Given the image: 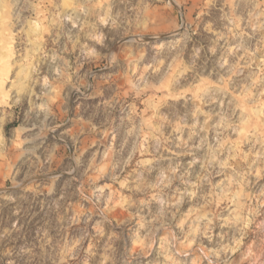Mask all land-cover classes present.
I'll return each mask as SVG.
<instances>
[{
	"label": "rangeland",
	"instance_id": "374dc122",
	"mask_svg": "<svg viewBox=\"0 0 264 264\" xmlns=\"http://www.w3.org/2000/svg\"><path fill=\"white\" fill-rule=\"evenodd\" d=\"M232 17V0H0V264H30L45 233L64 264L89 252L90 264L264 260V18L240 36ZM209 116L199 147L205 133L189 139L190 127ZM181 140L193 151L179 163L217 158L214 192L178 212L130 207L145 196L129 173L152 168L158 183L169 161L153 160L157 145L168 141V157Z\"/></svg>",
	"mask_w": 264,
	"mask_h": 264
},
{
	"label": "clouds",
	"instance_id": "9594fccd",
	"mask_svg": "<svg viewBox=\"0 0 264 264\" xmlns=\"http://www.w3.org/2000/svg\"><path fill=\"white\" fill-rule=\"evenodd\" d=\"M182 2V0H177V3ZM233 5V17H232V25L233 29H230V31L233 32L234 35H240L244 36L246 33L241 29V24H245V27H251L254 21H260L262 18H264V0H232ZM239 5L241 8L240 14L237 16L235 15V7ZM113 27H115V24L113 23ZM211 30V29H209ZM255 31V29H254ZM177 36L180 35L179 32L176 33ZM264 39V37H262ZM91 55L98 56V53H91ZM114 53H110L109 59L110 62H114ZM200 58V49H194L193 50V67L195 68V62ZM17 103L19 100L16 101ZM192 118L196 119V113H192ZM211 117H206L204 119L203 125H199L198 123H193L190 127L189 131V139H191L192 135H196V129L197 127L200 128V131L205 133V136L202 139L201 144L199 147L205 146V141L207 139V132H208V122ZM184 127H188V125H184ZM179 130V129H178ZM168 144V141H165L164 144H158L156 147V151L160 153L159 155L153 154V160L155 161H163L168 160L169 163L167 167L164 169V172L161 173V177L158 181V183L153 184L149 182V175L154 170L152 168H145L143 171L145 175H143V178L141 176V172L137 169H133V172L129 173V176H135V179L131 181V184L133 187H131L129 190L132 193L140 192L143 193L145 196L144 200H138V201H131L130 198V207L135 206L138 209L142 210L143 207H146L148 203L151 201H157L158 203L164 205V208L167 209L168 212H172V209L175 208L176 212L179 211V205L181 204L182 200L185 198H205L204 196L205 189L209 188L213 192L215 190L214 187L211 186L210 177L212 175L211 172H209V168L213 165L218 163V160L215 156L212 157L211 160H209L207 163H205L203 160L196 161L193 160L191 164L184 165L178 162V159L180 156L183 155H189L193 151L192 149H189L187 146V142L181 140L179 144L176 145L177 148L181 149L180 152H174L171 156L165 157L163 155L164 152L168 151V148L166 145ZM113 149L109 147L108 153L111 155L113 153ZM217 154H219V150L217 151ZM230 159H236V157L230 156ZM111 162V161H109ZM80 163L79 157L75 154L73 155L72 160L70 161V165L75 164L78 165ZM196 163H200L201 165V172L196 177L195 183L189 182V173L192 166ZM226 164V162H225ZM224 164H221V167H224ZM123 169H121L122 171ZM159 171V168L155 169ZM219 174V173H218ZM234 174H236L234 172ZM113 180H116L117 177L115 176V172L113 171ZM174 182H179L180 185L183 186V190L181 191L180 187H177L175 189V195L172 196V200H174L173 205L165 204L164 200L161 199L162 194H164V189L170 188ZM129 183L128 177H125V184ZM215 187H219V185H216ZM199 194V195H198ZM150 196V199H149ZM151 215V213H149ZM175 217V213H172V218ZM161 217L158 215L156 217H152L151 220L146 219L145 217L141 216L139 218V229H145V228H153L154 226L152 224V220H159ZM200 219L207 220V216L200 217ZM208 224L211 225V221H208ZM161 226H164L163 223ZM69 227H71V223H69ZM102 235V233L97 232V236ZM191 235V233L189 234ZM209 239H211V236H209ZM109 245L108 248H111V242L114 240L113 236L108 237ZM3 239L0 238V252L3 251ZM60 245L57 243H52V239L47 236V233H45V238L43 242L39 246H33L32 249L28 250L27 255L30 259V264H64L63 257L67 256L68 253L61 250V252H57L56 249L59 248ZM264 247V245H262ZM226 251V250H224ZM107 252V249H106ZM20 255H24V250H21ZM109 256H111V252L107 253ZM262 255H264V252H262ZM57 257H60L59 261L57 260ZM91 260V252L85 255V257L81 261H77V264H90ZM101 264H109V261L107 259L101 261ZM111 264H115V260L113 259ZM255 264V262H253ZM260 264H264V260L260 261Z\"/></svg>",
	"mask_w": 264,
	"mask_h": 264
}]
</instances>
